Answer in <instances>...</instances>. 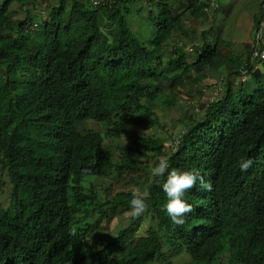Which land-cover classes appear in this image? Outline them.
I'll return each instance as SVG.
<instances>
[{"label":"trees","instance_id":"16d2710c","mask_svg":"<svg viewBox=\"0 0 264 264\" xmlns=\"http://www.w3.org/2000/svg\"><path fill=\"white\" fill-rule=\"evenodd\" d=\"M46 1L0 0V168L12 184L9 207L0 206V264H216L224 252L228 264H264V61L235 89L247 60L224 55V40L191 62L194 51L173 49L166 73L190 71L196 82L229 65L227 89L183 121L170 146L139 129L159 124L163 48L188 35L183 16L208 15L201 1H162L150 19L161 27L148 42L131 30L123 5L154 0H56L48 20L34 23L32 11ZM108 140L129 151L117 159ZM143 158L198 171L213 190L187 192L193 212L176 226L152 177L146 211L114 236L98 234L130 210L134 193L108 198L101 181L139 169ZM242 159L253 160L246 172Z\"/></svg>","mask_w":264,"mask_h":264},{"label":"rangeland","instance_id":"374dc122","mask_svg":"<svg viewBox=\"0 0 264 264\" xmlns=\"http://www.w3.org/2000/svg\"><path fill=\"white\" fill-rule=\"evenodd\" d=\"M48 1V3H47ZM44 3V7L41 9H36L32 11V20L33 22H40L42 19L48 20V10L47 8L53 5L56 0H47ZM164 0H154L152 3L147 6V3L134 2L133 4L124 3L123 7L130 8L131 12L128 15L129 26L131 30L136 33L142 40L148 42L150 39L151 32L153 34V29H159L161 24H158L159 20H150L152 15L156 16L160 10V4ZM172 3L178 4V0H171ZM185 3V2H184ZM182 1L180 4H184ZM179 4V6H181ZM225 5V10L222 12L214 13L213 15H205L201 12L195 17L189 16L186 14L183 16V23L187 36L179 34L175 36L168 46L163 48V62L164 65L161 67L164 70L166 79L162 80L160 84L161 93L157 99V105L153 106V111L155 112V118L159 121V124L155 127L148 129H139V132L145 136H150L155 139H161L166 144L176 145L171 143V140L176 139L181 132H183L184 125L183 121L188 120L189 116L203 113V110L207 103L214 100L218 91L221 93L224 89H227V84L221 80L223 73L228 69L229 63L223 65V67L216 71L209 72V77L206 78L203 82H196L194 74L190 76L181 75L179 71L174 73H166V64L170 58L174 56L173 49L176 47L183 46L185 51L189 52L194 51L193 53H188L189 62L195 60L197 57L201 56L204 52V45H214L216 41L225 40V44H230L232 39L229 36H232L233 28L235 27L234 18L237 16L233 14L232 16L228 15L229 6L226 0L223 1ZM129 5V6H128ZM236 6V2L234 3ZM139 8L142 9L140 14ZM150 11L152 13H150ZM227 14V15H226ZM18 18L24 19L26 17V12L16 13ZM210 17H213L214 22L211 23ZM256 28V23L254 24V32ZM158 35L163 32V28L158 31ZM220 32L223 34L219 38ZM203 34H205L203 36ZM218 39V40H216ZM252 42V41H251ZM226 45V46H227ZM232 49L235 47L231 43ZM237 49V47H236ZM241 51L243 49H240ZM245 55V50L242 51ZM192 70V69H191ZM190 76V77H189ZM233 81L235 89L238 88L240 80L234 78ZM168 98L175 99V105L173 107L167 108L165 106V100ZM95 129L97 127L95 126ZM108 143L111 146V150L116 154L117 159L121 157L120 149L124 150L125 153L128 152V147L123 142L115 143L111 140H108ZM169 151V150H168ZM157 162L156 158L151 159H141L136 165L139 169L131 171L130 173L124 174L120 179L112 178L111 180H102L101 187L106 189L108 192L107 197L111 198L119 192H146L148 185L152 181L151 168ZM11 191L12 184L8 178L7 171L0 168V206L8 208L11 203ZM133 221V215L131 210H121L118 216H112L110 221H108L104 227H101L96 232L98 234L109 233L114 236L116 232L124 227H127ZM144 227L147 225V221L143 223ZM144 235L143 230L138 234V237ZM175 264H189L190 261L186 259L177 260L174 258ZM229 256L227 252L222 253L216 261V264H228Z\"/></svg>","mask_w":264,"mask_h":264},{"label":"clouds","instance_id":"9594fccd","mask_svg":"<svg viewBox=\"0 0 264 264\" xmlns=\"http://www.w3.org/2000/svg\"><path fill=\"white\" fill-rule=\"evenodd\" d=\"M253 164L252 159H242L240 171L246 172ZM151 176L156 180L166 194L165 210L171 222L176 226H183L189 213L193 212L192 204L185 199L186 193L194 186L211 192L212 183L207 181L198 171H181L170 169L169 161L159 159L151 168ZM166 177V179H165ZM148 193L134 192L130 201V210L133 216L142 215L148 208Z\"/></svg>","mask_w":264,"mask_h":264},{"label":"crops","instance_id":"0c3cea01","mask_svg":"<svg viewBox=\"0 0 264 264\" xmlns=\"http://www.w3.org/2000/svg\"><path fill=\"white\" fill-rule=\"evenodd\" d=\"M223 1L224 0H218L220 4V9L218 12H222L225 10V5L223 4ZM226 1L228 2V6H229L228 15L229 16H232L233 14L237 15L234 18V22L236 25L233 28L232 36H229V38L232 39L231 43L235 45V47L232 49L231 43L227 45L225 44V42H223L224 44L222 47V52L224 55H234L240 58H242L241 56H243L246 58V56L248 55V49L250 48L251 45V41H253L255 38V36L253 37L254 24L256 23V20L258 18L260 19V14L264 6V0H226ZM235 2H236V6H234ZM210 20L211 23L215 21L213 20V17L210 18ZM222 36L223 34L220 32L219 38ZM220 39L219 41H221ZM240 49L245 50V55L242 52L243 50L241 51Z\"/></svg>","mask_w":264,"mask_h":264},{"label":"bare ground","instance_id":"6f19581e","mask_svg":"<svg viewBox=\"0 0 264 264\" xmlns=\"http://www.w3.org/2000/svg\"><path fill=\"white\" fill-rule=\"evenodd\" d=\"M200 1H201V3L203 4L202 12H205V13L208 14V15H213L214 13L218 12L219 9H220V4H219L218 0H216L217 3H218V5H219V9L216 10V11L206 12V11H205V8L207 7V2H206V0H200ZM91 3H92V5H93L94 7H97V6H99V5L102 3V0H101V3H100L99 5H94V4H93V0H91ZM263 15H264V6H263V9H262L261 14H260L259 26L256 27V29H255V35H254L255 38H254V40L251 42V45H250L251 55H250V57L246 56V60H247V62L245 63V68H241V70H242V71H241V74H243V75H245V76H243V77L240 76V78H238V80L245 79V78H246V75L249 74L250 70L253 71V72L259 70V69L261 68V64H262V62L264 61V60H256V61L252 62V60H251V58H252V54H253V51H252V45H253V44H256V43L258 42V40H259L258 44L260 45V47H261V48L264 47V33L261 34L260 37L258 36L259 28H260V24H261V20H262V18H263ZM210 18H211V17H210ZM249 67L251 68L250 70L248 69ZM226 77H227L226 74L223 75L222 78H221V80L224 81V80L226 79ZM219 93H220V92L218 91V95H217V96H219ZM216 98H217V97H216ZM212 101H213V100H212Z\"/></svg>","mask_w":264,"mask_h":264},{"label":"built area","instance_id":"2783aa9c","mask_svg":"<svg viewBox=\"0 0 264 264\" xmlns=\"http://www.w3.org/2000/svg\"><path fill=\"white\" fill-rule=\"evenodd\" d=\"M206 2H207V7L205 8L206 12L216 11L219 9V5L216 0H206ZM100 3L101 0H93L94 5H99ZM263 33H264V15L261 20L258 36L260 37V35ZM258 42L252 45V51H253L251 58L252 62L256 60H264V47L261 48Z\"/></svg>","mask_w":264,"mask_h":264}]
</instances>
